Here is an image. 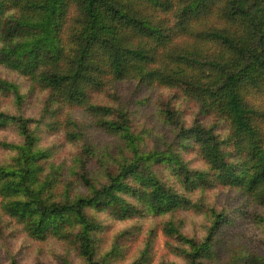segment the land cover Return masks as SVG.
Wrapping results in <instances>:
<instances>
[{"label":"trees","instance_id":"1","mask_svg":"<svg viewBox=\"0 0 264 264\" xmlns=\"http://www.w3.org/2000/svg\"><path fill=\"white\" fill-rule=\"evenodd\" d=\"M255 98L264 0H0V264H229L227 217L180 215L218 189L264 208Z\"/></svg>","mask_w":264,"mask_h":264},{"label":"rangeland","instance_id":"2","mask_svg":"<svg viewBox=\"0 0 264 264\" xmlns=\"http://www.w3.org/2000/svg\"><path fill=\"white\" fill-rule=\"evenodd\" d=\"M260 14H258V17ZM170 93L157 91L150 94L149 102L140 108L151 120L161 118L160 102L168 98ZM252 103L257 108L264 107V101L254 99ZM156 124V123H154ZM86 128L88 124L82 121ZM164 125L162 122L156 126ZM97 137V136H95ZM198 204L197 213L189 211L181 213L180 217L186 220V233L202 237L205 235V216L201 214L211 213L212 209L224 214L230 222L226 234V251L221 253L226 263L234 264L236 258L251 255V250L257 248V241L264 238V224H259L247 216H252L254 212L264 216V208L242 196L237 190H215L206 199L194 200Z\"/></svg>","mask_w":264,"mask_h":264}]
</instances>
